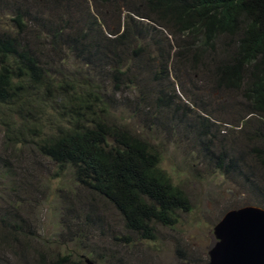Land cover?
I'll list each match as a JSON object with an SVG mask.
<instances>
[{"label":"rangeland","instance_id":"1","mask_svg":"<svg viewBox=\"0 0 264 264\" xmlns=\"http://www.w3.org/2000/svg\"><path fill=\"white\" fill-rule=\"evenodd\" d=\"M142 2L116 0L115 7H106L95 0H0V31L17 34L11 19L18 11L25 26L20 39L43 50L39 60L47 72L45 81L51 79L54 86L72 78L76 85L85 83L103 97L110 123L126 128L157 151L159 168L185 193L188 210L178 212L170 227L156 224L152 239L128 232L110 203L82 188L69 168H59L39 153V140L68 124L60 119L53 128L51 105L36 103L41 95L32 90L33 100L21 108V115L30 120L25 125H38L35 133H15L20 120L9 109L0 108V256L7 264H48L63 256L76 264L86 260L92 264H205L216 241L213 228L224 215L264 205V169L255 151H264V142L258 140L259 134L264 136V118L251 113L241 93L215 86L217 62L212 65V55L193 68L190 54L187 66L177 59L173 38L136 17ZM132 12L136 15L132 25L139 29L128 32L127 45L121 50L115 48L118 62L101 64V69L72 58L67 51L59 55L56 45H47L50 34L40 30L46 25L65 27L68 32L80 29L85 34L96 20L98 30L108 36L107 28L117 30ZM166 53L169 59L164 58ZM161 56L170 70L167 80L155 77ZM119 66L127 71L116 75L115 82L113 68ZM54 90L48 93L50 100L57 96ZM159 94L166 95L163 101L169 103L168 107L162 104L161 111L155 106ZM10 115L16 125L6 128L1 120L11 119ZM221 152L237 160L243 173L216 168L214 156Z\"/></svg>","mask_w":264,"mask_h":264},{"label":"trees","instance_id":"2","mask_svg":"<svg viewBox=\"0 0 264 264\" xmlns=\"http://www.w3.org/2000/svg\"><path fill=\"white\" fill-rule=\"evenodd\" d=\"M95 1L106 7L116 6V0ZM141 5L142 8L136 10L138 16L128 13L117 30L107 28L108 36L103 35L104 30H98L96 20L85 34L80 29L72 30V26L70 32L65 31V27L61 31L46 25H41L40 30L50 34L51 43L47 45H56L59 55L67 51L72 58L85 60L82 61L85 64L107 66L111 60L118 62L119 52L114 50L127 45L128 32L132 28L139 29L132 25V17L136 16L164 29L176 43L174 55L183 59L186 66L188 54L192 68L201 66L200 63L212 55V65L217 62L213 76L215 86L241 93L251 113L264 118V0H143ZM11 22L17 29L16 35L0 31V108L9 109L20 120L15 133H35L38 129V125H25L30 120L21 115V108L33 100L31 91L38 92L41 98L35 102H49L55 113L52 127H56L60 119L68 124L67 128L58 127V133L56 129L55 133L39 140L38 151L42 156L59 168H69L82 188L110 203L122 217L125 229L135 237L152 239L156 224L174 225L178 212L188 210V199L159 168L160 159L153 146L126 128L112 125L103 97L90 86L76 85L72 78L62 77L64 80L54 86L50 84L51 79L49 83L45 81L47 72L39 60V55H44L43 50L33 46V41L30 43L33 47H29L20 39L19 33L22 34L25 26L18 11L15 10ZM120 28L123 29L121 34ZM92 30L93 36L89 38ZM138 51L140 49L134 50V55ZM169 57L166 53L164 58ZM162 58L155 77L165 76L167 80L170 70ZM120 67L113 68L115 82L118 81L116 75L127 71H121ZM94 81L92 85L98 91ZM53 90L57 96L50 100L52 95L49 97L48 93ZM164 96L159 94L155 99L159 111L162 104L169 106L163 101ZM34 105L41 109V105ZM10 117L1 120L6 128L11 127V123L16 125ZM258 140L264 142V136L259 134ZM255 151L259 155L258 164L264 169V157H261L264 151ZM226 158L231 159L227 164ZM214 163L225 173H243L237 167L238 161L224 152L214 156ZM0 264H7L1 256ZM48 264L76 263L63 256Z\"/></svg>","mask_w":264,"mask_h":264},{"label":"water","instance_id":"3","mask_svg":"<svg viewBox=\"0 0 264 264\" xmlns=\"http://www.w3.org/2000/svg\"><path fill=\"white\" fill-rule=\"evenodd\" d=\"M213 236L205 264H264V209L246 206L227 212Z\"/></svg>","mask_w":264,"mask_h":264}]
</instances>
